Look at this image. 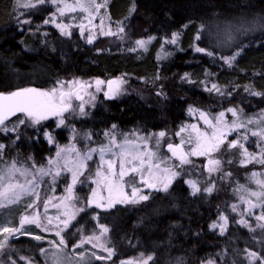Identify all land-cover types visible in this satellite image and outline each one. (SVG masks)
<instances>
[{
    "label": "trees",
    "instance_id": "trees-1",
    "mask_svg": "<svg viewBox=\"0 0 264 264\" xmlns=\"http://www.w3.org/2000/svg\"><path fill=\"white\" fill-rule=\"evenodd\" d=\"M133 5L136 11L129 15ZM48 6L25 9L13 0H0V92L27 87L49 90L57 86V81L80 80L92 84L88 92L95 99L85 110L87 115L65 113V126L57 127L59 117L53 116L36 127L19 125L18 132H0L4 156L9 159L23 165L31 166L32 161L45 165L57 144L70 133L71 125L93 134H101L112 125L124 131L172 132L187 119L190 107L206 110L213 106V112L235 107L243 109V113L264 109V97L245 91V86H250L252 91L264 92V29L255 27L243 43L230 51L212 50L215 57L193 50L194 43L205 46L195 40L201 23L211 26L217 21L235 20L242 14L248 21L256 20L264 16V0H108L109 25L117 24L112 32L117 33L120 26L125 31L99 35L92 43L75 27L69 30L71 35H62L58 28L44 24L51 12ZM24 19L31 23L19 22ZM174 32L180 35L171 46L165 39H171ZM149 36L155 39L146 50H139L135 41ZM162 45L171 47L170 57L162 55ZM133 48L136 50L132 51ZM240 48L243 50L231 66L219 59L220 55L230 56ZM185 73L188 77L182 79ZM117 78L125 81L119 95L94 94L97 79L107 85V81ZM213 83L232 95L207 91L206 87ZM161 92L163 95H158ZM20 119L25 117L18 113L6 124ZM44 132H49L55 143L50 144ZM17 135L19 140L15 139ZM251 141L255 142V138H250L245 148L258 153L259 148L249 145ZM226 150L224 146L219 152L225 163L232 157ZM234 156L237 160L238 156ZM231 161L225 169H237L236 175L240 177L241 173L264 169L256 163L241 166ZM233 187L234 184L225 182L211 194L201 192L193 196L181 176L168 192H148L150 199L141 204H118L107 211L86 208L73 221L75 226L65 231L66 249L71 248L79 224L100 223L110 229L106 243L115 249V255L111 260L93 258L91 264H119L120 260L135 259L141 253L154 254V264H176L177 258H182L183 264H201L206 260H214L215 264H248L247 250L264 255V233L259 228L250 231L238 223L241 215L231 211L236 197ZM97 213L98 221L93 219ZM221 213L229 218L223 235L211 228ZM256 216L243 218L255 228ZM10 246L17 251H6L5 261L10 255L17 264H27L18 259L20 256L31 258L33 264H49L39 251L49 248L46 241L22 235L10 239Z\"/></svg>",
    "mask_w": 264,
    "mask_h": 264
},
{
    "label": "snow or ice",
    "instance_id": "snow-or-ice-1",
    "mask_svg": "<svg viewBox=\"0 0 264 264\" xmlns=\"http://www.w3.org/2000/svg\"><path fill=\"white\" fill-rule=\"evenodd\" d=\"M106 2L107 0H105V4ZM46 3H51L56 6V11L52 12L49 18L45 19L43 23L55 24L56 27L60 29L62 35H71V32L67 30L71 26L56 23L57 15L63 17L67 13H74L79 9L82 12L88 13V17H92L93 11L99 13L100 8L105 6V4H98L96 0H75L74 4L68 3L67 0H17V5L25 9H35ZM135 11L136 8L135 5H133L130 9L129 15ZM19 22L22 24L31 23V21L27 19ZM101 23H103V21H101ZM79 27L83 33L84 26L81 24ZM184 27L186 28L188 25L185 24ZM210 27L216 29L218 47H231L232 45L229 42L235 40L237 35L246 34L247 32L254 30L255 27L264 29V16L253 21H248L242 14L235 20V22L233 20L217 21L211 26L201 23L197 29L195 40L201 41L202 35H211L212 33L209 31ZM124 31V27L120 26L118 27L117 33L112 32L109 28V31L107 32H104L103 29H101V34L117 35L118 33H124ZM179 35V32L172 33L171 39L166 38L165 43L176 44ZM94 38V36L90 35L88 37V43H92ZM153 39H155V37L149 36L146 40H136L135 44L139 48H146L147 44ZM131 50L135 51L136 49L133 48ZM193 50L198 53H205L208 56H216V53L213 51H209L208 48L200 47L195 43L193 45ZM242 50L243 49L240 48L230 56L220 55L219 59L225 64L231 66ZM166 55H169V53H165V56ZM187 77L188 74L185 73L182 79H186ZM124 82L125 81L121 78L107 81L108 91L104 93L105 96L114 97L119 95L121 92L120 86ZM104 83V81L99 79L95 81L97 92L101 91L100 86ZM65 87H67L68 90H65ZM91 87L92 84L87 81L72 80L66 83L63 81H57V86L52 87L49 90L27 87L18 88L15 91L0 92V132H18L19 125L36 127L37 125H40L42 121L53 116L59 117L57 127L65 126V113L75 114L78 109L80 115H87V112L85 111L84 94L88 95L90 100H94L95 96L91 92H88V89ZM206 90L209 92L215 91L222 96L232 95L231 91L225 93L215 83H213L210 88L206 87ZM245 91L252 96L264 97V92L252 91L250 86H245ZM158 95H163V93H158ZM73 99L79 100L80 103L74 106L72 103ZM192 111L193 109L190 107L189 112L191 113ZM226 111L230 112L233 117H236V119L232 121L231 126L227 125L224 121L225 112H220L217 116L209 119L208 114L201 111L200 117L211 129V132L201 131L195 124L181 127L175 135L181 136L182 133L187 132V139L182 138L178 144L168 143L167 149L171 153V156L165 158L158 155L160 141L167 135L165 131L150 134L149 136H139L136 133H132L133 137H135L134 139H129L127 135H124V138L118 141L114 131L116 125H112L111 131L105 132V136L108 137V142L106 144H101L94 148L90 147L86 152H81L76 148L75 144L65 146L57 144L55 157L49 158L46 165H37L35 161H32L31 166L26 167L18 165L16 160H12L11 162L4 161L3 156L5 145L0 143V208L16 204L25 196L35 197L38 201L40 200L38 192L40 186L39 182H42L45 176L53 175V179L55 180V177H59L63 172L71 173L72 180L65 189L66 196L60 198L61 204L54 205L57 208L62 206L64 208V216L66 217L63 220L56 217L59 221V223L55 225V227L59 228L56 232V235L60 237L59 243L51 241L50 249H39L40 253L44 255L46 259L51 261V264H66V258L62 256V253L65 248H67V243L62 233L75 226L73 221L77 220V216L80 213L86 212V208L92 206L107 211L115 208L118 204L134 206L148 201L151 193L142 195L141 187L136 186L138 183L148 189L168 192L173 183L182 176L183 166L192 164V161L189 159L190 156L211 157L213 153H219L222 146H226L227 149H235L239 147L242 149L240 153L241 158L239 160L241 166H247L250 163L264 166V109H262L255 117H248L246 120L241 119L243 116V109L234 107L228 108ZM17 113L23 114L25 119H20L18 124H14L11 128L7 127L6 122H9V118L16 116ZM213 120L215 123H213ZM253 124L256 125L255 131L249 129V125ZM226 128L228 129L227 131H225ZM241 129L245 130L241 137L242 140L248 141L249 135L258 138L256 144L259 148L258 153H249L248 149L244 147V144L241 143L239 139L227 140L229 132H238ZM37 131H39V129H37ZM72 132L73 138H75V136L78 135L76 129L73 128ZM43 135L50 144L55 143L54 137L49 132H44ZM92 135V133H87L85 139L91 141ZM153 137L155 138V144L152 147H154L156 151H153L152 147H149V141L153 139ZM15 139L19 140L20 136L17 135ZM137 141H140L141 143H138ZM186 143L193 145V147L187 152L184 150V145ZM93 153H98L101 161L95 171V179L93 181L97 187L92 189L91 196L84 198L85 206L77 207L76 205L81 198L75 195L74 189L78 183H84V180H81L80 177L85 176V172L88 169L87 162L92 160ZM109 154L118 159V172L116 171L117 160L104 159V157ZM173 158H175L177 162L169 164V160ZM29 160H32V158L29 157ZM224 163L225 162L220 159H208L207 164L204 166L207 170L208 176L204 181L206 186L203 188L200 186V181L191 179L186 180L185 183L189 185L191 195L195 196L201 192L211 194L216 189V181L213 178L214 173H221V180L230 177L232 175L230 172L223 171ZM226 163L231 164L232 161L229 160L226 161ZM104 165H106V167H104ZM162 165L166 166L162 167ZM102 168L103 170H101ZM53 169H56L55 173H53ZM145 171H147V177L144 175ZM137 176L140 177L139 181H137ZM262 176H264V172L253 171L250 174V179L255 182L258 190H252L245 185H239V190H243L248 193L249 197L255 198V201H253L252 199H246L244 196L240 197V200L247 204V208L244 209V212H246L249 217L252 216L253 209L257 207L264 209V179L258 178ZM21 177L24 178L23 182L20 180ZM29 177L31 178L29 179ZM88 178L90 177H85V179ZM126 185L130 188V195L125 191ZM101 188L107 191V196H102L100 194L99 189ZM50 201L51 197L43 201L45 211L47 210ZM27 207L33 208L34 204H29ZM237 209L238 205H231L232 212H236ZM243 217L244 213L242 212L241 219L238 223L249 228L250 231L255 232L256 228H259L261 232L264 233V211L255 217V228H253L248 223V220ZM46 219L47 223L42 225L39 213H36L33 216H22L19 228L0 225V237H2V239H0V264H17V260L12 259L10 255L8 256L7 261L3 259V255L6 251H17L11 248L10 239L15 238L17 233L20 235H29L30 233L22 231L25 224H36L37 227H43L44 231H48L49 226L53 223V218L46 217ZM93 219L98 221L99 213H97ZM228 224V216L221 213L218 217V221H214L211 224V227L213 229L218 228L223 235L227 231ZM97 227L99 235L94 233L92 236L83 237L79 244H74L72 246L73 249L79 248L86 243L90 244L93 240L100 241L110 232V229L106 224L98 223ZM78 231L80 230L78 229ZM34 239L42 240L43 237L37 235ZM261 243H264V239L261 240ZM94 247L102 248L104 252L107 253V256H97L95 252H92L90 256H86L85 252H79L77 253L79 261L83 262V264H91L93 258L96 260H111L113 255H115V249L107 247L104 243L96 244ZM246 257L248 259V264H264V255H261V253L256 251L247 250ZM18 259L26 261L27 264H33L31 258L20 256ZM154 260V254L145 256L141 253L140 257L123 260L120 264H149V262H153L154 264ZM176 264H183L182 258H177ZM201 264H215V261L206 260L202 261Z\"/></svg>",
    "mask_w": 264,
    "mask_h": 264
},
{
    "label": "rangeland",
    "instance_id": "rangeland-1",
    "mask_svg": "<svg viewBox=\"0 0 264 264\" xmlns=\"http://www.w3.org/2000/svg\"><path fill=\"white\" fill-rule=\"evenodd\" d=\"M13 1H14V3L17 4V0H13ZM67 2L74 4L75 0H67ZM96 2L98 4H105V0H96ZM46 4H48L49 5L48 7L51 8V12L46 16V19H48L50 14L52 12L56 11V6L52 5L51 3H46ZM107 7H108V0L106 2L105 6L100 8L99 13H96L95 11H93L92 17H88V13L82 12L79 9L74 13H67L63 17H60L59 15H57L56 23H62V24L70 25L71 27L69 29H67L68 31L71 28L75 27L80 32H81V29L79 26L82 24L84 27H83V33L81 32V34L85 35V37L87 36V40H88V37L90 35L94 36L96 38L97 36L102 35L101 29H103L104 32H107V31H109V28L112 31L111 28L117 26V24L112 25V26L109 25L110 16H109V12H108ZM239 17H236V19ZM244 17L247 19V16H244ZM235 20H233V21L235 22ZM101 21H103V23H101ZM223 21H225V20H223ZM49 25L56 27V25L53 23H49ZM209 31L212 34L211 35H202L201 41L205 45L204 47L208 48L209 51L215 50L217 53L230 51L239 43H243L244 40L251 33V31H249L246 34L237 35L235 40L229 42L232 45L231 47H218L217 46L216 29L214 27H210ZM173 45H175V44H171V46H173ZM147 47H148V44H147L146 48H139V47H137V48L139 50H146ZM170 48L171 47H165V45H162V47H161L162 55L165 56V53H167L166 49L169 51ZM236 51H238V49L233 50V53ZM172 54H173V52L171 50V51H169V55H166V56L170 57ZM105 85L102 84L100 86L101 91H99V92H97L95 89L94 94H96V96H100V95L104 96V93L108 91V88ZM106 97H110V96H106ZM84 101H85V110H86L93 103V101L90 100L89 96L86 94H84ZM72 103L75 106V105H78L80 103V101L73 99ZM212 107L213 106L207 107L206 110H203L200 108H192L193 111L191 113L188 110L187 119H185L183 122L178 124L173 129L172 132L164 130L167 133V135L164 138H162L160 141V147H159L158 155L162 158L170 157L171 153L167 149V144L168 143L178 144V143H180V140L182 138L187 139V132L182 133L181 136L175 135V133L177 131H179L181 127H184L186 125L195 124L200 128L201 131H208L209 133L211 132V129L208 127V125H206L204 123V120L201 119V117H200L201 111L207 113L209 119H212L213 117L217 116L220 112H225L224 121L227 123V125L231 126L232 121L235 120L236 117H233L230 112L226 111L228 108L227 109H219L218 111L213 112L210 110ZM229 108H234V107H229ZM261 110L262 109H258L256 111L243 113V116L241 117V119L246 120L248 117H255L258 113H260ZM76 112H79V110L77 109ZM58 121H59V118H58ZM17 123L18 122H14L10 125L7 124V127L11 128L14 124H17ZM213 123H215L214 120H213ZM73 128H75V125L68 126L70 133L68 135L66 134L64 142H62L59 145L65 146V145H69V144H75L76 148L79 149L81 152H86L88 150V148H90V147L94 148V147L100 146L101 144H106L108 142V137L105 136V132L112 130V127H109L108 129H105L104 131H100L101 134H99V132H97V134L92 133L93 134L92 139H91V141H89V140L85 139V136L87 133H91V132L86 131V130L85 131L84 130H77L75 128L78 135H76L75 138H73V132H72ZM249 129H251L252 131H255L256 125H254V124L249 125ZM227 130L228 129L226 128L225 131H227ZM114 131H115V134L117 136L118 141L122 140L124 138V135H127L129 139H134L135 137H133L132 133H136L139 136H149L150 134L159 133L158 131L152 132V133H142L139 131H124V130H120V129H116V128ZM244 131L245 130L241 129L238 132H229V134L227 136V140L230 141L233 139H239L240 142L244 144V147H246V144L249 140L248 141L242 140L241 137H242V134L244 133ZM171 138H173V139H171ZM250 138H255V137H251V135H249V139ZM257 139L258 138H255V142L251 141V143L249 145L256 146ZM137 142L141 143L140 141H137ZM154 144H155V138L153 137V139H151L149 141V147H152ZM191 147H193V145L186 143L184 145V150L187 152L191 149ZM222 147H224V146H222ZM257 149H258V147H257ZM152 150L156 151V149L154 147H152ZM221 150H222V148H221ZM56 151H57V147L54 150V153H53L51 158L55 157ZM227 151L229 152L230 156L232 155L231 160H234L236 162V164L238 163V165H240L239 160L241 158L240 153H241L242 149L237 147L235 149H227L226 153H227ZM249 152L255 153L252 148H249ZM234 155L238 156V159H237L238 161L236 160ZM205 158H206V156H190L189 157V159L192 161V164L191 165H184L183 169H182V173H183L182 177H184L185 181L189 180V179L197 180V181L201 182L200 186L202 188L204 186H206L204 181L206 180L208 173H207L206 168L204 167ZM207 158L208 159H210V158L220 159L221 161H223L222 158H220L219 153H213L211 155V157H207ZM104 159L105 160H110V159L117 160L116 171L117 172L119 171V161L116 157H113L109 154V155H106L104 157ZM3 160L11 162L12 160H15V159H9L8 157L3 156ZM176 162L177 161L175 160V158H173V159L169 160L168 163L173 164ZM45 163L47 164V162H45ZM87 163H88V169L85 172V176L80 177L81 180H84V183L83 184L78 183L74 189L75 195H77L81 198L79 203L76 205L77 207L85 206V199L84 198L91 196L92 189L97 187V185L93 181L95 179V171L101 163L99 154L93 153L92 154V160L88 161ZM225 164L226 163L223 164V171L224 172H230L233 175H231L230 177H226L225 179L221 180L220 179L221 173H214L213 178L216 181V188L217 187L219 188L220 184H224L225 182L226 183L229 182L231 184H234V187L232 188V190L234 191L236 197H235V203L233 202L232 205L233 204L238 205V209L236 211L237 214L241 215V213L243 212L244 216H248V214L246 212H244V209L247 208V204L243 203L240 200V197L244 196L246 199H252L253 201H255V198L249 197L248 193L244 192L243 190H239V185H245L247 188H250L252 190H258L255 182L250 179V174L253 171L264 172V169H261L259 171L253 170V171H249V172H244V173L239 174V175H241V177H240V176L236 175L239 172L237 169H233V171H231V169L227 170V169H225V167H226ZM18 165H23V164L18 163ZM23 166L30 167L29 165H26V164ZM164 166H166V165H162V167H164ZM104 167H106V165H104ZM101 170H103V168ZM55 171H56V169H53V173H55ZM144 175H145V177H147V171H145ZM85 177H90V178L85 179ZM30 178L31 177H29V179ZM258 178L264 179V176L258 177ZM126 179H127V177H126ZM139 179H140V177L137 176V181H139ZM20 180H21V182H23L24 178L21 177ZM71 180H72V176H71V173H69V172H63L59 177H55V180L53 179V175L45 176L43 178V181L39 182L40 186L38 188V192L40 195V200L37 201L35 197L25 196L20 200V202H18L16 204L9 205V206H6L4 208H0V225L7 226V227L19 228L20 227V219L22 216H25V215L33 216L36 213H39L40 221H41V224L43 225V224L47 223L46 217H51V218H53V223H52V225L49 226L48 231H44L43 227H37L36 224H25L24 228L22 229V231H26V232L30 233L29 235H25V236H29L32 238H34L37 235L42 236L43 237L42 240L46 241L48 243V245H49L48 249H50V247H51L50 242L51 241H55L56 243H59V240H60V237L56 235V232L59 230V228L55 227V225H57L59 223V221L56 219V217H59L60 220H63L66 218L64 216V208L62 206L60 208H57L54 205L61 204L60 198L66 196L65 189H66L67 185L71 183ZM136 186L141 187V189H142L141 194L142 195H147L148 192L155 191L152 189H148L139 183ZM99 191H100V194L102 196H107V191L104 190L103 188L99 189ZM125 191L128 192L129 195L131 194L130 188L127 185L125 186ZM49 197H51V201L49 203L47 210L45 211L43 201L48 199ZM29 204H34V207L28 208L27 205H29ZM90 208H95L97 210H104L101 208H96L95 206H92ZM262 211H264V209L257 207V208L252 210V214L260 215ZM78 229L80 231H78ZM78 229H77L78 232L75 235V239L73 241L72 246L74 244H79L80 240L83 237L92 236L94 233L96 235H99V230H98L97 226H91V225L86 226L85 224L81 223V224H79ZM66 234H67V232L62 233V235H64V237ZM19 236H22V235L17 233L15 238H17ZM0 239H2V237H0ZM11 239H14V238H11ZM99 243H104L107 246L106 237L102 238L100 241L93 240L92 243H90V244L86 243V244H84L81 247L76 248V249H73L72 246L69 250L65 248L64 252L62 253V256L66 258V264H78V262L80 264L81 262L79 261V256L77 255V253H79V252H85L86 256H90L92 252H95L97 256L106 257L107 253L104 252V250L102 248L94 247V245L99 244ZM123 260H129V259H122L119 261V264ZM47 261H49V264H51L50 260L47 259Z\"/></svg>",
    "mask_w": 264,
    "mask_h": 264
},
{
    "label": "water",
    "instance_id": "water-1",
    "mask_svg": "<svg viewBox=\"0 0 264 264\" xmlns=\"http://www.w3.org/2000/svg\"><path fill=\"white\" fill-rule=\"evenodd\" d=\"M17 114H18V113H17ZM17 114H16V115H17ZM13 117H15V116H13ZM13 117H10L9 120L12 119ZM207 162H208V158L206 157V158H205V162H204V166L207 164Z\"/></svg>",
    "mask_w": 264,
    "mask_h": 264
},
{
    "label": "bare ground",
    "instance_id": "bare-ground-1",
    "mask_svg": "<svg viewBox=\"0 0 264 264\" xmlns=\"http://www.w3.org/2000/svg\"><path fill=\"white\" fill-rule=\"evenodd\" d=\"M250 11H251V9H250ZM210 24H211V23H210ZM210 24H209V25H210Z\"/></svg>",
    "mask_w": 264,
    "mask_h": 264
},
{
    "label": "flooded vegetation",
    "instance_id": "flooded-vegetation-1",
    "mask_svg": "<svg viewBox=\"0 0 264 264\" xmlns=\"http://www.w3.org/2000/svg\"><path fill=\"white\" fill-rule=\"evenodd\" d=\"M104 85H105V83H104ZM105 86H107V85H105Z\"/></svg>",
    "mask_w": 264,
    "mask_h": 264
}]
</instances>
